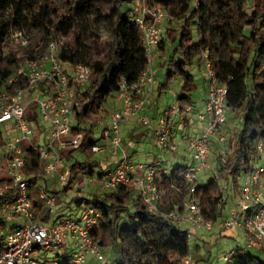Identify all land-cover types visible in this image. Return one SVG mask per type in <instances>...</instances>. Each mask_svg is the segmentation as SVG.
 I'll return each instance as SVG.
<instances>
[{
  "label": "trees",
  "instance_id": "obj_1",
  "mask_svg": "<svg viewBox=\"0 0 264 264\" xmlns=\"http://www.w3.org/2000/svg\"><path fill=\"white\" fill-rule=\"evenodd\" d=\"M144 2L150 7L165 8L173 16L167 23L181 24L179 29H167L157 49L164 55L161 65L169 67L164 85L176 78L181 81L176 97L179 113L185 115L186 109L193 107L192 96L198 88L188 68L207 55L218 82L227 86L230 112L242 118L240 127L230 138L229 156L216 166L218 176L204 184L196 183L192 193L184 185L185 165H177L157 178L164 192L161 213H181L185 203L194 199L202 217L216 223L225 217L229 197L222 180L240 193L241 178L260 159L257 144L264 139V0ZM105 6L109 8L107 13ZM131 11L125 8L124 0H0V89L10 94L24 89L23 79L12 85L8 80L34 57L36 47L41 44V51H45L54 40L61 42L62 65L74 68L83 64L92 69V82L81 93L82 105L74 110L71 127V136L82 134L83 141L65 154L70 168L69 187L82 183L86 177L102 175L98 153L93 148L104 139L109 140L110 129L104 126L98 136L99 131L94 128L98 127L99 118L109 116L108 101L117 98L120 84L137 82L146 69L142 35L129 21ZM93 23L109 32L101 51L103 42L93 32ZM14 30L26 32L30 40L28 47L11 44L9 36ZM5 144L0 131V147ZM23 158L29 198L35 214L39 215L44 210L39 197L40 182L45 179L43 162L31 148ZM7 182L1 181L0 186ZM10 197L7 193L0 200ZM75 201L77 205L94 206L101 213L102 220L93 235L104 250L118 249L120 258L114 264H185L192 255L188 233L161 213L147 212L133 187ZM3 224L0 220V226ZM4 245V236L0 235V252ZM61 258L65 260L61 264H71L69 256ZM236 263L264 264V254L242 251Z\"/></svg>",
  "mask_w": 264,
  "mask_h": 264
},
{
  "label": "built area",
  "instance_id": "obj_2",
  "mask_svg": "<svg viewBox=\"0 0 264 264\" xmlns=\"http://www.w3.org/2000/svg\"><path fill=\"white\" fill-rule=\"evenodd\" d=\"M135 3L139 12L129 13V21L137 26L142 35L146 51L147 66L139 80L128 84L123 81L117 94L120 106L112 113L108 123L110 129L109 141L115 153L121 150V124L136 120L144 126H150L148 110L157 86L153 67V59L164 38L163 26L173 20V16L161 6L145 4L144 0ZM9 40L13 46L26 48L30 44L28 35L23 30H14ZM41 44L35 48V55L25 65L20 67L8 84L17 83L20 79L25 82V88L14 94L0 89V125H4L8 135L17 132L16 138L6 140L0 147L9 162V179L0 186V196L11 194L10 198L0 200V215L6 218H17L21 225L11 229L4 236V248L0 252V264H61L57 258L69 256L71 264H87L90 258L103 262L106 257L104 249L95 239L93 232L102 220L101 213L94 206L86 205L78 216L66 214L56 219L50 227L43 221L55 209V198L44 187L39 188V197L43 203V213L38 217L29 198V184L23 174L25 150L20 148L23 141H31L39 130L49 124L50 134L44 145L30 143L33 151L39 154L43 162L45 176L58 175V184L71 189L86 188L90 178H84L80 184L69 187L70 168L65 164L62 150L78 148L83 135L71 136L74 122V110L80 108L81 93L88 87L93 78L92 69L80 64L76 67L62 65L59 59L61 42L54 40L45 51ZM207 78V102L205 113L200 119L205 122L202 131L192 137L187 143L186 150L192 163L187 167L183 176L184 185L191 193L195 190L199 174L210 169L212 141L224 145L228 140L225 127L231 111L227 103L228 89L220 84L215 73L211 70L207 55L204 56ZM35 104L38 111V123L27 115V108ZM188 112V110H186ZM176 104L169 106L158 121L154 130L157 145L169 153L177 152L178 146L172 141L171 119L178 116ZM101 146H95L93 151L99 153ZM259 156L264 153V139L257 144ZM260 160V159H259ZM102 175L98 177L101 188L118 193L122 189L133 187L146 207L152 214L161 213L164 192L157 184V178L169 171L160 161L150 165L133 164L125 154L117 160L113 170L101 168ZM238 207L230 215L213 223L206 221L194 199L185 203L183 212L161 213L168 220L188 233L189 238L195 229L213 231H229L237 228L243 235L245 246L225 254L221 264H237L236 257L242 251H252L264 254V165L255 168L245 176L240 189ZM187 224V227L183 225ZM50 253L55 258H45ZM189 257L185 264H191Z\"/></svg>",
  "mask_w": 264,
  "mask_h": 264
},
{
  "label": "crops",
  "instance_id": "obj_3",
  "mask_svg": "<svg viewBox=\"0 0 264 264\" xmlns=\"http://www.w3.org/2000/svg\"><path fill=\"white\" fill-rule=\"evenodd\" d=\"M165 31V30H164ZM155 59L157 60L156 62V67L157 64H159V59H158V50H157V55L155 57ZM205 60V59H202ZM199 60V63H201ZM201 68V65L199 64V69ZM189 72L192 74L191 70H189ZM202 76L205 79L206 85L204 87L203 92H201V94L198 95L196 101L193 104V107L191 109L187 108L186 110H188V112L185 115H181L179 114L178 116H174L171 119V128L173 130V134H172V141L179 146L180 148H182L181 151H179L178 153H169L166 149H161L156 142V138L154 135V130L155 128L158 126V121L161 118L162 114L164 113V111L167 109L166 107H168L166 104L168 103V101L170 100V96L168 95L170 90L174 88V86H177V84H181V82L179 81V78L174 79L173 81H171L167 86H165V83H160L157 79V86L154 90L153 93V97H152V101L153 99H156L157 105L155 104V106H153V102L148 110V116L150 118V126H144L143 124L137 122L136 120H131L129 122L123 123L121 124L120 127V137L122 140L121 143V150L118 151L117 153H115L114 149L111 147L110 141L106 138L103 141H101L100 146H101V151L98 153V155H101L103 157V159H100V163H101V168L106 169V170H113L116 167L117 164V160L119 158H121L122 156H124L125 154L128 156V158L130 159V161L133 164H141V165H150L156 161H160L163 165L164 168H166L167 170L171 171L173 169V167L180 165V162L182 161H187L189 160L190 162L187 163V167L192 163L191 158L186 150V146L187 143L189 142V140L198 135L203 127L205 126V122H203L199 117L200 115L205 113V106H206V102H207V87H208V83H207V78H206V71L202 74ZM172 96L177 97V95L179 94V91L176 90H172ZM120 106V103L118 102L117 98L113 99L112 102H110L109 106H107V110L109 112V116L106 118H99V122H98V136L101 132V130L103 129L104 126L108 127V123L110 120V116L112 115V113ZM155 107V108H153ZM231 112H229L230 114ZM27 115L29 118H32V120H34V123L37 124L38 123V111H37V107L35 104H30L28 105L27 108ZM74 124V122H73ZM229 127V128H228ZM233 128L237 127L236 124L232 125ZM50 125L48 126V129L45 127V129H41L37 132L36 137L31 140V141H23L19 146L20 148H22L23 150H28L30 149V143H34L37 145H44V144H40L39 142L41 141V136L40 134H44L49 136L50 134ZM228 129H230V126H228V124L225 127V131L226 133L229 134ZM6 130V128H5ZM17 133V132H16ZM123 133V134H121ZM18 136H15L13 138H16ZM47 137L44 138V141L46 140ZM148 139H153L157 145L156 149L158 150V155L156 157H154L153 161L151 163H148L146 160V163H143L140 160H137L138 158V154L139 151H142L144 153H146V155H151L152 152L148 151L147 149V142ZM5 140H7L5 138ZM219 144L216 140L212 141V147H211V154L214 153L217 149L225 146ZM178 147V148H179ZM139 149V150H138ZM178 151V149H177ZM67 150H62V153L66 154ZM101 157V158H102ZM174 159L178 160L177 163H174ZM65 164L69 166L68 164V160L65 156ZM5 174V176L3 175ZM49 177L48 180L45 181V184L41 186L44 187L48 193L55 198V210H62L61 212V216H64V214H68L67 212L69 210H71L72 208L70 207V205L67 203L66 200L62 201L58 198V196L56 197V195L54 193H50L49 192V188L51 187H60L61 185L58 184L57 179L55 177L52 176H47ZM204 178V177H203ZM9 179V162H8V158L6 156H4V154H0V182L3 180H8ZM245 180V177H243V182ZM90 182L93 183V187L89 188L87 191V194H89L90 196H92V198L96 195H101L100 190H102L101 188V184L100 181L98 179V177H94V178H90ZM200 182L199 179L197 180V183ZM74 184H77L74 183ZM73 184V185H74ZM63 187V186H61ZM91 189V190H90ZM65 192V194L67 195L66 192H70L69 194V198L74 201V203H76V199L78 198H86V194H84V192H82V190L80 188L77 189L76 193H73L71 191V189L68 188H64L63 190ZM77 204V203H76ZM84 204V203H83ZM82 204V205H83ZM82 205H77L79 208V211H77L78 213L74 216H78L82 210L84 208H82ZM85 205H87L85 203ZM67 206V207H66ZM43 213V212H42ZM41 213V214H42ZM36 215V216H40ZM70 214V213H69ZM72 214V213H71ZM0 220L4 221V224L2 226H0V228H4V225L6 224V221L4 220V216L0 215ZM59 217H55L54 220L51 222L52 226L54 224V222L56 221L57 218ZM51 217L47 216L46 219L44 221L49 220ZM227 217H224L223 219H225ZM21 221V220H20ZM22 223V221H21ZM18 224H14L12 227H10L7 231V233L21 225ZM49 226V227H50ZM184 227H187V224L183 225ZM238 233L241 234V236L243 237L242 233L239 231ZM193 235L195 236V246L194 249H192V255H191V264H211V261L213 259V255L212 252L209 253H203V251L205 250L208 242L206 241L207 239V234H205V232H193ZM218 237L223 239V240H229V241H236V235L237 232H232L230 230L229 231H220L217 233ZM213 237V236H212ZM209 238V239H213V238ZM208 240V239H207ZM220 240V239H219ZM216 240V244H218V241ZM118 252V250H117ZM226 252H224L221 257L218 259L217 264H221L223 261V258L225 256ZM88 263H95V260L93 258L89 259Z\"/></svg>",
  "mask_w": 264,
  "mask_h": 264
},
{
  "label": "rangeland",
  "instance_id": "obj_4",
  "mask_svg": "<svg viewBox=\"0 0 264 264\" xmlns=\"http://www.w3.org/2000/svg\"><path fill=\"white\" fill-rule=\"evenodd\" d=\"M124 1H125V8H131V9L139 12V6L135 3V1L138 2L139 0H124ZM170 1H172V0H166V4L169 3ZM103 9H104V12H106V13L109 11V8L107 6H105ZM180 26H181L180 23H174L173 25H171L169 23H165L164 26H163V29L166 32L168 28L179 29ZM92 29H93V32L96 33L101 38V40L103 42L101 44L100 49H99V51H101V50H103L104 43L109 38V32L102 25H97L95 23H93ZM165 38L167 39V36H165ZM96 51H98V50L95 49V52ZM158 59H159V64H157V67H156L157 60L155 58L153 59V67H154V72H155V75H156V79H158V81L163 84V83L166 82L167 71H168L169 67H168L167 64H165L164 66L161 65V63H162V61L164 59V55L162 54V52H158ZM200 62L201 63H199V60H198L194 64L189 66V68H188L189 70H191L192 74L195 76L196 83H197V86H198L197 90L193 93V96H192L194 102L196 101L198 95L201 94V92H203L204 87L206 85L205 79L202 76V74L206 71L205 60H202ZM199 64L201 65L200 69H199ZM179 81H180V79H179ZM169 90H170V92H169L168 95L170 96V100L168 101V103L166 105L169 107L171 105L176 104L177 107H178V104L176 102V97L172 96L171 93H172V90L180 91V83L177 84V86H174V88L169 89ZM112 100L113 99H110L108 101L107 106H109V104H110V102H112ZM152 102L154 104L153 106H155V104L157 105L156 99L155 100L153 99ZM168 107H166V108H168ZM153 108H155V107H153ZM241 119H242L241 116L239 114H236V113H232L231 112L228 115L227 124H228V126H230V129H228V131H229V141H228V143H226L225 146L217 149L214 153L211 154L210 169L207 172H202V173L199 174V177H198V179L200 181V182H198L199 184H204L209 179H211V178H213L215 176H218V173H217V170H216V166L218 165V162H222L224 159H226L229 156L230 138L235 132H237L238 128L240 127V124H241V121H242ZM234 124H236L237 127L233 128L232 125H234ZM48 126H49V124L45 125V127L47 129H48ZM94 130L97 132L99 129L95 127ZM0 131L3 132V134H4L6 139H11V138H13L15 136H19V134L16 133V132L11 133L10 136H9L8 132L5 130V126L4 125H0ZM173 133L174 132L172 130V134ZM121 134H123V133H121ZM40 136H41V141L39 143L40 144H44L45 143L44 138L47 137V135L40 134ZM156 147H157V145H156L155 141L153 139H148V142H147V148L148 149L147 150L151 151L152 154L151 155H146V153H144L142 151H139L137 160L141 159V161L143 163H146V160H147L148 163H151L153 161L154 157H156L158 155V150L156 149ZM181 150H182V148L179 147L177 153L179 151H181ZM101 157H102L101 155L97 156V158L99 160L103 159V157L102 158ZM177 161L178 160L174 159L173 162L177 163ZM188 162H190V161L189 160H187L186 162L182 161V162H180V165H185L186 166ZM263 165H264V153H262L260 155V160H258V161H256L254 163V167L255 168H259V167H261ZM3 175L5 176V174H3ZM53 177H55L58 180V175L53 176ZM48 178L49 177L45 176V179L42 180L40 182V184L44 185L45 181L48 180ZM77 184H79V183L77 182ZM222 184L226 188L225 189L226 190L225 191L226 195L229 196L228 200H227V204H226V206L224 208V215H225V217H228L230 215L231 211L238 207V204H239V201H240V195H239V193L237 194L235 191H233L231 189V187L229 185H227V183H225V181L222 180ZM242 184H243V178H241V180H240V189H241ZM92 187H93V183L88 181L86 188L82 189V192H84V194H86V198L87 199H92V196L87 194V192H88L87 190L89 188H92ZM63 190H64V186L63 187L60 186V187H51V188H49V192L50 193H54L55 195L57 193L56 197L58 196V198L60 200H62V201L66 200L67 203L70 205V207L72 209L69 210L67 213L68 214L72 213V215H76L78 213L77 211H79L80 207H78L77 204L74 203V201H72L69 198L70 192L69 191L66 192L67 193V195H66ZM100 192H101V194H103L105 192H110V191L102 189V190H100ZM85 206L86 205L84 203L82 205V208H84ZM61 211L62 210L53 211L50 214L51 218L49 220H47V221H43V225L46 226V227H49L51 225V222L54 220V218L55 217H59L61 215V213H62ZM4 220L6 221V224L4 225V228H0V235H3V236H5L7 234L8 229L10 227H12L14 224L18 225V224L21 223L20 219H17V218H6V217H4ZM231 231L232 232H237L236 241L223 240V239L219 238L217 233L220 232V230H218V229H215L213 231H206L204 229H195V232H205V234H207V239L208 240L206 239V241L208 242V244H207L205 250L203 251V253L212 252L213 259L211 261V264H217L218 259L221 257V255L224 252L228 253V252L236 249L237 247H242L243 248L245 246L244 238L241 236L240 233H238L239 230L237 228H233ZM229 232H230V230H229ZM211 237L213 239H209ZM194 239H195V236L192 234L191 235V239H190L191 240V248L192 249H194V246H195V240ZM216 240H219L218 244H216V242H217ZM117 250L118 249L105 250L104 254H105L106 259L103 262L95 261V263H87V264H114V260L120 258L119 252H117ZM45 258L54 259L55 257L52 254H50V253H46L45 254ZM57 260L59 262H64L65 261L62 258H57Z\"/></svg>",
  "mask_w": 264,
  "mask_h": 264
}]
</instances>
